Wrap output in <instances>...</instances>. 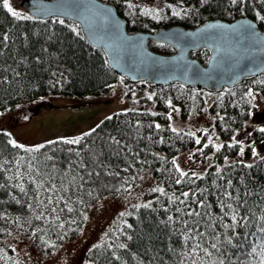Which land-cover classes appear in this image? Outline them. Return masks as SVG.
I'll return each instance as SVG.
<instances>
[{"label":"trees","instance_id":"obj_1","mask_svg":"<svg viewBox=\"0 0 264 264\" xmlns=\"http://www.w3.org/2000/svg\"><path fill=\"white\" fill-rule=\"evenodd\" d=\"M108 1L113 3L119 15L126 19L129 31H154L161 26L174 24L195 27L215 18L233 20L249 16L254 19L257 12L264 15V4H261L260 0H249L243 6V12L238 11L240 6L232 5L231 0H208L207 3H203V0ZM129 3L135 7L129 9ZM145 8L158 9L161 18L157 20L143 15L141 10ZM173 9L189 11H181L180 16H174ZM23 14L30 15L28 12ZM63 19V25L55 22L56 17L18 20L0 7V37H9L8 41L0 46V113L14 107L24 108L30 101L51 93L79 97L100 94L112 89L114 84L121 80L122 75L110 66L103 49L92 46L84 38L78 23ZM254 21L260 26L264 25V22L258 19ZM73 25H78L80 36L71 30ZM150 44L157 51L167 53L174 50L165 43L151 41ZM193 55L205 62L208 50L200 49ZM123 80L134 84V87L131 85V91L143 86L155 89L154 97L158 111L120 109L103 118L97 124L99 127H93L96 131L91 136H85L78 145H69L63 140L82 136L83 133L75 137L49 140L56 141L53 144L45 141L41 143L45 145L44 148L33 152H27L25 149L41 144L25 146V149L15 148L8 143L9 139H13L9 129L0 126V184L5 185L0 188V264H25L20 252L5 243L6 238L12 234H21L31 239L35 246L45 253H53L62 243L78 237L87 223L90 207L108 196L120 195L123 190L117 192L116 189L127 187L125 181L133 184L144 171H149L156 178L153 185L144 191L148 197L147 201H154L153 207L156 211L141 208L136 212L129 207L124 212L132 211L133 215H119L106 237L89 250L85 264H191L188 256L193 242L184 243L182 240L183 226L179 223V214L175 213V205L168 203L167 196L150 191L155 186L164 187L168 195H179L181 191H187V184L176 185L169 179L168 170L172 168L170 161L180 152L198 146L192 137L185 135L188 130L178 129L179 135L170 131V123L166 120L169 109L167 101L170 99L173 106L179 105L182 114L187 115L195 107L196 93H216L208 105L210 111L215 114L211 130L227 145L230 143L227 140L237 134L249 119H261V113L255 108L253 98L247 93L252 88L264 95V84L260 83L264 81V71L233 86H226L221 91L198 89L178 81L152 86L143 81H129L124 76ZM151 112L160 115L152 116ZM217 114L223 116L224 120H219ZM154 123L164 125L163 129L148 127ZM260 128H264V122L253 131V139L264 140V132H260ZM149 136L151 140L148 139ZM197 136L199 137L198 134ZM113 137L120 141L118 145L112 140ZM160 137L164 138L163 144L157 142ZM135 153L138 155H134ZM153 153L157 155L154 156ZM214 153L212 167L205 169L209 173L208 177L197 181L196 184L209 188L206 196L211 202L210 208L214 213L218 211L215 204L218 193L210 185L215 167L221 166L225 179L232 180L236 191L250 193L246 197L248 211L245 213L250 222L246 228L236 229L241 235L233 237L235 247L220 243V251L211 248V243L216 241L209 230L207 239L200 238L199 243L202 248L212 252V256L205 257L200 251L198 264L201 261L203 264H212L217 258L224 259L225 264H259L261 255L264 254V233L260 231L256 217L264 215V160L256 158L248 162L240 158L228 161L229 166L224 164L222 156H238V146L226 147ZM159 156L165 157L167 162L158 159ZM92 157L97 158L96 162H92ZM261 157H264V154ZM141 161L145 163L142 164ZM249 163L253 164V168L245 167ZM81 164L88 165L87 171ZM28 165H31V168ZM88 172L93 175L89 176ZM96 172L100 175L96 176ZM133 176L136 177L134 181L131 179ZM33 178L35 183L32 182ZM18 183L24 185L25 193L15 187ZM36 183L42 184L43 187L36 189ZM217 183L222 185L224 181ZM51 185H55L60 191H46ZM65 188L69 190L63 191ZM49 195L53 201L51 204L48 203ZM13 196L15 200L12 199ZM157 196H160L159 202H155ZM59 197L62 199H58ZM41 200L44 204L39 203ZM65 202L73 211L67 210ZM28 204L32 207L28 208ZM164 207H169L172 211L165 213ZM239 211L243 213L244 209ZM41 215L42 219L36 218ZM167 215L176 217L177 222L171 225L162 223ZM124 221L133 224V228H127ZM224 222L229 221L226 219ZM216 231L219 241L223 242L225 235L220 228ZM225 231L227 236H233L232 231ZM125 234L131 235L132 240H128ZM121 243L127 244L128 247L120 248ZM252 248L256 249L255 253L251 251ZM225 251L228 255L222 256L221 253ZM116 257L120 259L117 260Z\"/></svg>","mask_w":264,"mask_h":264},{"label":"rangeland","instance_id":"obj_2","mask_svg":"<svg viewBox=\"0 0 264 264\" xmlns=\"http://www.w3.org/2000/svg\"><path fill=\"white\" fill-rule=\"evenodd\" d=\"M21 0H10L14 9L21 13L26 12L20 4ZM130 82L123 79L117 81L112 89L96 95L71 96L62 94H50L30 101L24 108L14 107L2 111L0 115V126L9 129L13 139L25 146H37L45 141L60 137H75L95 127L107 115L120 109H147L158 111L155 102V89L148 86L136 88L131 91ZM253 94V102L258 110L260 118L249 119L244 126L235 134L237 140L243 141L245 153L243 157L225 154L228 161L243 158L248 162L254 161L258 157L251 155V148L257 149L259 156L264 154V140L253 139V131L257 126L264 122V95L250 89ZM154 94L153 99L149 100L147 96ZM216 93L201 92L196 93L194 106L191 113L183 115L179 105H174L179 112H173V119L169 123L182 130L196 132L199 137L203 128H209V135L213 136L216 143H223V139H216L212 132V123L215 117L209 106L215 98ZM21 109V110H20ZM207 111H204V110ZM171 111L169 108L167 113ZM27 117V119H25ZM207 138L204 137L203 142ZM232 142L231 138L227 140ZM254 142V143H253ZM200 145L180 152L176 157L177 163L184 170L202 172L209 164L208 157H211V163L214 161V148L204 149V155L193 157L197 163L193 165V160L187 159L190 152H195ZM222 156V157H224ZM144 179L138 178L131 184V194L121 192L117 196H108L98 203L92 205L89 209L87 223L78 237L62 243L53 253H45L35 246L31 239L21 235L12 234L7 237L5 243L7 246H13L22 256L25 264H85L87 253L93 245L102 241L120 213L126 211L133 204L148 200L145 192L153 181L156 180L149 171L140 174ZM139 176V177H140ZM154 178V179H153Z\"/></svg>","mask_w":264,"mask_h":264},{"label":"water","instance_id":"obj_3","mask_svg":"<svg viewBox=\"0 0 264 264\" xmlns=\"http://www.w3.org/2000/svg\"><path fill=\"white\" fill-rule=\"evenodd\" d=\"M21 0L30 15L48 19L74 6L77 0ZM87 11L82 15L61 16L79 24L84 38L94 47L103 49L110 66L131 81L144 80L149 85L174 81L221 90L243 79L252 78L264 70V52L250 42H241L229 28H207L209 24L236 25L242 21L256 24V31L264 37L261 27L249 16L233 20L210 19L195 27L174 24L156 31H129L126 19L116 6L107 0H79ZM150 41L166 43L175 48L171 53L154 50ZM207 49L206 62L192 52ZM207 74V75H205Z\"/></svg>","mask_w":264,"mask_h":264},{"label":"snow or ice","instance_id":"obj_4","mask_svg":"<svg viewBox=\"0 0 264 264\" xmlns=\"http://www.w3.org/2000/svg\"><path fill=\"white\" fill-rule=\"evenodd\" d=\"M208 0H203V3H207ZM249 2V0H231L232 5H239L240 7L237 9L238 11L243 12V6L246 5ZM261 4H264V0H260ZM36 4L39 7L41 11H44L45 7L41 0H36ZM0 7L3 9L7 10V13H9L12 17L18 19V20H33L36 19V16L34 15H25L21 13L20 11H17L14 9L13 5L10 3V0H2V4H0ZM129 9L134 8L135 6L129 3L127 5ZM169 8H172L171 5H168ZM87 9L83 7V5L77 0V2L74 4L73 7L70 9L64 10L60 12L57 17L56 21L57 23L63 25L65 23V20L61 18V16H71V15H82ZM183 12L189 11L188 9H181ZM181 11H177L173 9L172 14L174 16H180ZM142 14L145 16H150L153 19H160L161 17L159 16V10L158 9H151V8H145L141 10ZM254 19H258L261 22H264V15H261L260 12H257ZM78 25H73L71 26V30L75 33V35L80 36V32L77 31ZM229 28L231 27L232 33L239 37L241 42L248 41L250 42L253 46L259 47L260 51L264 52V37H260L259 33L256 31V24L249 22V21H242L236 25H223V24H209L207 25V28L213 29V28ZM9 37L7 35H4L0 37V46H3L4 42H7ZM2 55V53H0ZM38 60V58H37ZM207 75V74H205ZM123 79V77H121ZM260 83L264 84V81H260ZM248 96L254 98V94L251 90L247 93ZM154 94H149L147 98L149 100L153 99ZM168 107L171 109L167 113L166 120L171 121L173 119V112H179L178 108H174L172 105V101L169 99L167 101ZM204 111H207L206 109ZM0 115H3V113H0ZM152 116H157L160 115L159 113L156 112H151ZM219 120L223 121L224 117L219 116L217 114ZM27 119V117H25ZM108 119H111V117H108ZM137 125L139 126V122H137ZM99 127V125H97ZM149 128H155L157 130L163 129L164 125L160 123H154L148 125ZM168 128L172 133H176L177 135L180 134V130H178L175 127H172L171 124L168 125ZM96 131V128L91 129L88 132L83 133L82 136H78L72 139H64L63 142L69 145H78L81 143L83 138L85 136H91L93 132ZM199 131L202 132V136L198 137L196 132L189 131L185 133V135L192 137L194 139L195 145H200L201 147L197 148L195 152H190L188 154L187 159L193 160V157L197 155V152L200 153L201 156L204 155V149H208L210 147L215 149V152L218 153L224 148H236L238 146V155L243 157L245 153V147L243 145V141L237 140L236 136L233 135L231 137V143L225 145L224 143H216L213 139L212 135H209V128H203L200 129ZM260 132H264V128L259 129ZM9 136L11 135L10 133L8 134ZM204 137L207 138L206 142H203ZM149 140H151V137H148ZM216 139H219L218 137ZM112 140L118 145L120 141L115 140L113 137ZM160 144L164 143V138L160 137L157 141ZM8 143L12 145L15 148H20V149H25V145L17 143L14 139H9ZM49 144L56 143V141H48ZM254 143V142H253ZM45 145L41 144L37 147L34 148H27L25 151L27 152H33V151H38L40 148H44ZM128 151L131 153V148L128 149ZM215 154V153H214ZM134 155H138V153H135ZM154 156L157 154L153 153ZM251 155L253 157H258L260 160H264V157L259 156V153L256 148L252 147L251 148ZM96 157H92L91 160L92 162H96ZM158 159L163 160L165 162L166 158L159 156ZM177 157H173L172 160L170 161L172 168L168 170V176L169 179L174 182L176 185H182V184H187L188 190L187 191H181L179 195H176V193H172L171 195H168L164 187L160 186H155L151 188V192L153 193H159L160 196H167L168 203L170 205H175V213L179 214V223L183 226V232H182V240L184 243H188L189 241H192V247L190 248V255L188 256V259L191 261V264H198L197 258L199 256V252L202 251L204 253L205 257H211L212 252H210L207 248H202L201 244L199 243L200 238H205L207 239V233L209 230H211V235L213 239L216 242L211 243V248L215 249L217 251H220V243H226L229 246L235 247L233 245V237H239L241 233L237 232L236 229L239 228H246L248 226V223L250 222L249 216L245 213H247V199L246 197L250 195L247 191L244 192H238L234 189L233 187V182L231 179H225L224 176V169L217 165L215 167V172L212 174V180H211V185L216 193L218 195L216 196L215 199V204L216 208L218 211L215 213L213 210L210 208V203L207 199L206 194L209 191V188L207 187H201L196 184L197 181H203L206 177H208L209 173L207 170L202 171V172H196L192 171L191 167L189 170H184L179 163H177ZM209 160V164L207 165L208 168L212 167L211 165V157L207 158ZM223 162L225 165H229L228 162V157L224 156L223 157ZM141 163H145L144 161H141ZM197 161L193 160V165L196 164ZM240 163H243V161H240ZM17 164H19V161H17ZM85 171L88 169V165L81 164L80 165ZM230 166V165H229ZM29 168H31V165H28ZM131 167H134V165H131ZM246 168L251 169L253 168V164L249 163L245 165ZM124 171H127V169H124ZM157 171H163V169H157ZM108 175H111V173H107ZM175 174V175H174ZM19 175V173H18ZM89 176H92V172H88ZM96 176H99L100 173L96 172ZM118 175V173H117ZM141 180L144 179L143 176L139 177ZM11 179V177H9ZM131 179L134 181L136 179L135 176L131 177ZM223 180L224 183L218 184L217 182ZM33 183H35V179L33 178L32 180ZM126 184H128L127 187H122V188H117L116 191L119 192L121 190L128 192L129 195L131 194V184L128 183V181H125ZM36 189H40L43 187L42 184L36 183L35 184ZM5 185L0 184V188H4ZM16 188L19 189L21 193H25V187L23 184H16ZM69 189L65 188L63 191L67 192ZM46 191L50 193H55L60 191L59 189L56 188L55 185H51ZM160 196L156 197L155 202H159ZM191 198V199H189ZM12 199H16L15 196L12 197ZM58 199H62V197H59ZM19 203V201H16ZM40 204H44V202L41 200L39 202ZM48 203L51 204L53 203L51 195L48 197ZM154 201L149 200L144 203H136L133 204L131 207L134 209L136 212H139L141 208L146 209V210H151V211H156V209L153 207ZM194 205V206H193ZM47 207V205H44ZM65 206L67 207V210L69 212L73 211V209L67 205V202H65ZM28 208H31L32 205L28 204ZM240 209H244V212L242 213L239 211ZM164 212L169 213L172 211L171 208L169 207H164ZM52 211H55V209H52ZM133 212L132 211H127V212H122L120 213L121 217L125 216H132ZM37 219H42L43 216H37ZM87 217H85L86 219ZM59 219V217H57ZM228 220V223H225V220ZM256 220L260 224V231L264 233V215H261L259 217H256ZM177 222V218L174 217L173 215H167L166 220L162 221V223H165L166 225H171ZM124 224L126 225L127 228L132 229L133 224L127 223V221H124ZM60 227H63V225H60ZM220 228L221 232L225 235V240L223 242L219 241V234L217 233L216 229ZM225 230H230L233 232V236H227V232ZM35 235V233H33ZM126 235V238L128 240H132L131 235ZM111 247V245H109ZM120 248L126 249L128 247L127 244L121 243L119 245ZM251 251L253 253L256 252L255 248H252ZM222 256L228 255L227 252H222ZM117 260L120 259V257H116ZM200 264H203V261L200 262ZM212 264H225L224 259L217 258V260L213 261ZM259 264H264V254L261 255Z\"/></svg>","mask_w":264,"mask_h":264}]
</instances>
